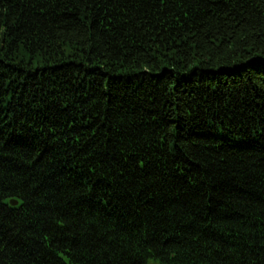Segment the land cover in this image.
<instances>
[{
  "label": "trees",
  "instance_id": "16d2710c",
  "mask_svg": "<svg viewBox=\"0 0 264 264\" xmlns=\"http://www.w3.org/2000/svg\"><path fill=\"white\" fill-rule=\"evenodd\" d=\"M0 264H264V0H0Z\"/></svg>",
  "mask_w": 264,
  "mask_h": 264
},
{
  "label": "water",
  "instance_id": "95a60500",
  "mask_svg": "<svg viewBox=\"0 0 264 264\" xmlns=\"http://www.w3.org/2000/svg\"><path fill=\"white\" fill-rule=\"evenodd\" d=\"M12 204H13V205H16V204H17V202H15V201H14V202H12Z\"/></svg>",
  "mask_w": 264,
  "mask_h": 264
}]
</instances>
